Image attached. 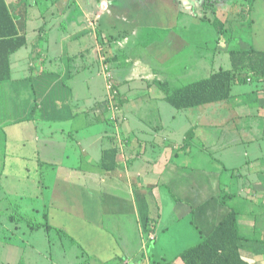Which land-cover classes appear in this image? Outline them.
<instances>
[{
	"label": "crops",
	"instance_id": "0c3cea01",
	"mask_svg": "<svg viewBox=\"0 0 264 264\" xmlns=\"http://www.w3.org/2000/svg\"><path fill=\"white\" fill-rule=\"evenodd\" d=\"M21 1H0L3 11L0 15V142H4V149H12L15 144L29 145L31 139L38 142L49 137L54 141L57 135L58 142L57 138L54 141L57 145L63 138L69 149L78 146L87 149L83 150V156L88 153L84 157L88 162L86 166L74 168L51 164L46 172L41 169V186L50 189L51 195L41 204L46 225L30 229L31 232L34 234L44 229L45 232L40 234L53 244L51 231L59 233L60 230L67 239L69 237V242L79 243L85 252L99 257L101 264H127L122 257L133 255L134 248H140L139 243L135 246L133 242H138L141 228L147 230L151 239H156L160 226L166 239L173 240L181 236L182 219L188 217L197 232L195 239L202 240L215 230L233 207L239 211L240 231L245 237L241 249L243 258L250 264H264L262 149L234 151L237 154L234 157L241 161L240 166L232 162L230 153L224 152L229 149H197L194 157L185 152L182 161L176 158L166 161L159 182L141 181L150 166L137 163V160L151 164L157 159L148 154L153 149L142 152L140 141L133 140L129 112L133 116L138 112L134 106H139L142 112L147 102L154 103L155 106L151 110L147 106L144 113L149 116L154 112L157 124L153 126L154 130L162 129L159 123L165 120L159 118L162 116L160 105L173 106L167 93L184 85L174 82L178 78L172 75L171 60L189 47L187 27L193 20H198L188 16L189 7L185 5L190 1L70 0V4L62 3V0L45 3L44 0ZM4 3L11 16L18 14L15 27L10 16L5 15ZM26 6L28 12L24 18ZM249 17L253 21L250 34L255 36L250 43L256 41L261 45L256 48L264 50V0H255ZM240 20H243L241 16ZM13 28L17 29L18 35L25 33L27 38L26 44L15 52L11 51L12 39L17 37L13 35ZM258 32L259 41L256 39ZM137 46L142 47L141 52L136 53ZM96 57L98 61H93ZM94 63L100 66V70L102 68L106 86L105 66L111 73L113 99L109 89L108 99L91 98L96 79L92 74ZM215 71L218 70H212L210 74ZM167 74L172 77H164ZM138 77L147 81L149 97L138 96L131 100V89H137L132 82ZM122 86H126L124 91ZM232 99L221 102H232ZM201 106L170 109L167 111L169 119L176 120L180 112ZM209 109L211 111L214 107ZM207 113L202 111V115ZM44 122L49 123L48 126H44ZM98 122L103 125L99 131L100 139L97 138L99 146L95 144L91 149L92 134L86 131ZM24 123H31L27 127L29 131L25 130L27 124ZM13 124L23 125L16 136L11 132ZM109 124L113 126L110 128ZM48 128L51 133L46 135L44 130L48 131ZM24 130L29 134L21 132ZM189 137L192 140L193 135ZM84 144L88 146L83 148ZM113 145L119 147L117 167L108 171L102 163L103 151ZM226 157L230 165H235L229 166L233 167L232 170L237 171L241 165L245 168L244 174H238L240 178L245 176L243 183L234 180L235 173L232 176L234 181L223 182L222 168H228ZM40 166L45 165L41 162ZM160 185L168 192L169 212L173 217V221L166 224L161 222L164 198L159 200L156 192ZM225 194L230 197L223 203L221 197ZM3 208L0 205V215ZM28 208H24V215H28ZM32 210L40 212L39 206ZM54 239L63 244L60 234ZM183 250L164 264H183L178 258ZM142 256L140 264H151L149 257L143 253Z\"/></svg>",
	"mask_w": 264,
	"mask_h": 264
},
{
	"label": "rangeland",
	"instance_id": "374dc122",
	"mask_svg": "<svg viewBox=\"0 0 264 264\" xmlns=\"http://www.w3.org/2000/svg\"><path fill=\"white\" fill-rule=\"evenodd\" d=\"M47 1L44 0L43 3ZM62 1V3L70 4V0ZM189 1L185 5L189 7L187 10L188 16L191 15L198 20H193L187 27L186 35L189 47L184 49L180 56L171 60L173 64L171 66L172 75L174 78H178L174 81L177 85L209 76L212 70L229 68L231 66L229 48L249 47V44H255V47L260 48V43L256 44V41L255 43H250V39L254 40L255 36L253 37L250 34L249 21L240 20L239 12L243 7H248L247 0ZM49 2H52V0H49ZM220 30L223 31L220 32ZM256 39L259 41V32ZM141 46H137L135 49L136 53L142 51ZM143 59L145 58H141V60ZM93 61H98L97 57ZM99 68L100 66L97 63L92 67L93 77L96 78L90 92L93 100L96 99V96L98 100L108 99L107 95L109 94L103 71H101L102 68L101 70ZM112 71L114 78H116L115 70L113 69ZM99 73L100 75L98 76L97 74ZM166 76L172 77L168 74L164 77ZM132 83L137 85V89H131V100L138 96L140 98L149 97L147 81L138 77V80ZM125 89L126 86L121 87L122 91ZM232 98L234 99H232V102H219L212 105H204L197 109L185 110L180 112L176 120L172 121H170L167 111L170 109L176 111V108L169 104L161 103L162 116L159 118H162L165 122L159 123L163 127L158 130H154L155 125H157L154 112L149 113V116L144 113L147 106L151 110L155 106L154 103L150 104L147 102V106H143L144 110L142 112L139 111V106H134L137 108L135 112H138H134L133 116L132 112H129V115L131 114L129 124L134 130L133 140L135 142L140 141L141 146L139 149L142 152L144 149L147 152L153 149V152L148 154L155 156L157 159L156 162L151 164L142 159H136L137 163L142 162L146 164L145 166H150V171L147 175L142 176L141 181L145 183L159 182L160 171L164 168L167 160L176 158V160L180 159L182 161L184 160L183 155H185V152L194 157V152L197 149H221V151L229 149L224 152L230 153L229 156L232 158V162H236L238 166H240L241 161L239 162L238 158L234 157L237 155L235 152H240L241 149H262L261 157L264 162V82L256 79L247 84L234 85ZM131 103L135 102L131 101ZM210 107H214V109L210 111ZM217 109L220 110L217 112ZM202 111H208V113L202 115ZM256 113L257 115H255ZM148 118H151V121ZM24 124H27L25 130L29 131L27 127H30L31 123ZM43 124L48 126L49 123L44 122ZM112 126V124H109L110 128ZM171 126L173 129L170 128ZM22 127L23 125L13 124L12 135L16 136ZM102 128L103 125L98 122L94 123L92 128L85 130L92 134L91 149L95 148V144L99 146L98 139L100 138L98 136ZM25 130L21 132L29 134ZM189 130L191 131L188 135ZM50 133L49 128L48 131L44 130V134ZM80 135L83 136L82 133ZM190 135H193L192 140H190ZM218 137H221V139L219 140ZM56 138L57 135L54 137V141ZM243 140L249 141L242 143ZM54 141L49 137L41 138L38 142L31 139L30 142L32 144L29 143L26 146L15 144L12 145V149H4V142H0L2 144L0 146V205L2 208L5 205L9 208L1 209L3 212L0 215V264L103 263L96 255L90 254L88 251L85 252L79 243L69 242V237L67 236V239L66 235H63L65 233L60 230L59 233H57V230V232L51 231L52 234L50 233V238L54 245L49 244L47 239L43 238L45 235L40 234L45 232L44 229L34 234L30 230L46 225L43 223L46 219L43 217L44 207L42 206V201L45 198L47 200V196L51 194L50 189H43L41 186V169L44 168L46 172L52 166L51 164L75 168L86 166L88 163L84 158L88 153L83 156V150L87 149H82L78 146L77 149H69V145H64L66 141L63 138L60 139L59 145ZM250 144H252L251 148L249 147ZM87 146L84 144L83 148ZM91 155L93 156L92 153ZM222 160L221 157V165L223 164ZM225 161L228 162V168H222L223 182L236 180V182L243 183L245 176L240 178L238 174H244L245 168L241 165L243 169L239 168L234 171L232 170L233 167L229 166L235 165H230L228 158ZM41 162L44 163V167L40 166ZM234 173L237 176H234ZM132 175H135L133 171ZM232 176H234V180ZM156 192L160 196L159 200L164 198L161 203V222L165 224L172 222L173 217L169 212L167 190L160 185ZM26 206L29 207L28 215H24L25 212L23 211ZM37 206L40 208L39 213L32 210L37 208ZM181 223L182 234L173 240L166 239L162 229L159 228L160 226L158 227V237L156 239H151L147 230L144 227L141 228L138 242H133L135 246L139 243L140 248H134L133 255H126L122 258L128 261L127 264H140L143 259V253L146 258L149 257L151 259V264H164L167 261H171L180 250L192 246L201 240L199 238L195 239L197 232L192 227L188 217L184 220L182 219ZM174 232H176V229ZM59 234L62 237L63 244L54 239L58 238ZM134 239H136L135 235ZM35 242H37V245Z\"/></svg>",
	"mask_w": 264,
	"mask_h": 264
},
{
	"label": "trees",
	"instance_id": "16d2710c",
	"mask_svg": "<svg viewBox=\"0 0 264 264\" xmlns=\"http://www.w3.org/2000/svg\"><path fill=\"white\" fill-rule=\"evenodd\" d=\"M26 1L23 0L21 3ZM248 1V7H243L239 14L243 18L242 21H249L251 27L253 21L249 19V13L255 0ZM4 10L6 17L10 16L15 27V18L18 14L11 16L5 3ZM2 12L0 9V15ZM27 12L26 6L24 18ZM13 29V35L17 37L12 39L11 51L15 52L26 44L27 38L25 33L18 35L17 29ZM229 56L230 68H221L207 77L171 90L167 93L168 101L177 109H188L231 99L234 85L247 84L256 79L264 82V50H259L252 44L248 48L233 47L229 48ZM118 154V145L104 149L102 163L105 169L108 171L116 169ZM227 197L230 195H223L221 201L226 203ZM149 222L155 225L154 221ZM244 240L245 237L240 231L239 211L231 207L228 215L210 235L184 249L178 258L183 261V264H250L241 254Z\"/></svg>",
	"mask_w": 264,
	"mask_h": 264
},
{
	"label": "built area",
	"instance_id": "2783aa9c",
	"mask_svg": "<svg viewBox=\"0 0 264 264\" xmlns=\"http://www.w3.org/2000/svg\"><path fill=\"white\" fill-rule=\"evenodd\" d=\"M105 74H106V78H107V87L110 90V98L113 99V87H114V83L112 80V75L111 73L108 71L107 66H105ZM114 109V107H112Z\"/></svg>",
	"mask_w": 264,
	"mask_h": 264
}]
</instances>
